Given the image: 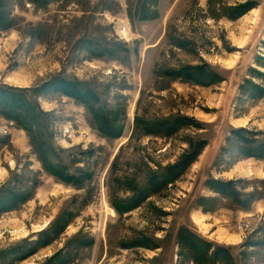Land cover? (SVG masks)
<instances>
[{
    "label": "rangeland",
    "instance_id": "1",
    "mask_svg": "<svg viewBox=\"0 0 264 264\" xmlns=\"http://www.w3.org/2000/svg\"><path fill=\"white\" fill-rule=\"evenodd\" d=\"M43 1L0 0V87L24 91L83 181L48 175L0 115V264H195L181 230L264 264V155L249 156L264 149V0ZM193 68L198 83L172 75ZM63 81L94 93L120 138L46 86Z\"/></svg>",
    "mask_w": 264,
    "mask_h": 264
},
{
    "label": "trees",
    "instance_id": "2",
    "mask_svg": "<svg viewBox=\"0 0 264 264\" xmlns=\"http://www.w3.org/2000/svg\"><path fill=\"white\" fill-rule=\"evenodd\" d=\"M39 2H45L43 0H35ZM0 12H1V2H0ZM203 72V73H202ZM202 73V74H201ZM173 77L185 79L187 81H194L195 83L199 82V78L204 77V71L200 68L188 69L186 71H174ZM49 82L46 86L47 88H53L58 85V91H60L65 96L73 98L75 101L79 102L86 107L87 111L89 109L92 118L96 121V129L102 136L106 139H116L120 138L121 133L118 130V127L115 126V121L112 119L105 118L103 116L102 110L95 108L94 101L97 100L96 95L86 89L80 83H72L68 81L53 83ZM51 86V87H50ZM42 91V90H41ZM24 91H16L7 87H0V115L8 121H13L21 130L26 132L27 136L30 137L32 150L37 157L38 162L42 165V169L48 174L59 180L63 184L72 185L75 188H81L83 179L81 177H75L66 171V168L59 165L58 162L54 161V158L57 157V151L53 149V146L46 140L42 135L43 131V116L40 110L35 105L29 101V99L23 94ZM112 118V117H111ZM199 147V145H197ZM198 155L196 149L192 153L187 155V157L182 160V162L177 163L167 170L165 173L160 174L157 178L152 180L151 187L156 184L157 188L165 187L174 181V177L171 176L170 172L182 169L191 163V160H194ZM264 155V149H260L259 153H251L249 156L262 157ZM84 177V176H82ZM157 181V182H156ZM156 182V183H155ZM231 183L223 184L224 187L222 192L228 198L234 197L235 203L241 208L246 209L247 199L245 201L240 199L239 194L236 190L230 187ZM148 188H150L148 186ZM233 191L234 196L227 195V192L230 190ZM224 192V193H223ZM226 193V194H225ZM15 207V200L12 204L6 208ZM208 211V210H206ZM46 236V233L42 231L38 235L36 241L40 242V237L43 238ZM180 236H182L183 241L181 246L186 251L192 253V260L195 264H233V258L229 251L223 249L222 247H217L214 249L212 244L201 240L196 235H193L189 230H181ZM53 237L50 241H53ZM31 254V253H30ZM29 255V254H28Z\"/></svg>",
    "mask_w": 264,
    "mask_h": 264
},
{
    "label": "bare ground",
    "instance_id": "3",
    "mask_svg": "<svg viewBox=\"0 0 264 264\" xmlns=\"http://www.w3.org/2000/svg\"><path fill=\"white\" fill-rule=\"evenodd\" d=\"M112 213H113V211H112Z\"/></svg>",
    "mask_w": 264,
    "mask_h": 264
}]
</instances>
